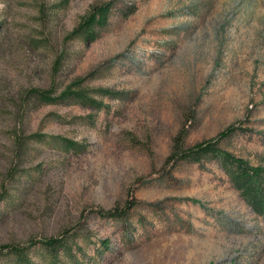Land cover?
<instances>
[{"label": "rangeland", "instance_id": "rangeland-1", "mask_svg": "<svg viewBox=\"0 0 264 264\" xmlns=\"http://www.w3.org/2000/svg\"><path fill=\"white\" fill-rule=\"evenodd\" d=\"M205 143L264 170V0H0V264H264Z\"/></svg>", "mask_w": 264, "mask_h": 264}, {"label": "trees", "instance_id": "trees-1", "mask_svg": "<svg viewBox=\"0 0 264 264\" xmlns=\"http://www.w3.org/2000/svg\"><path fill=\"white\" fill-rule=\"evenodd\" d=\"M105 10H97L95 13L90 16V20L96 18V14L103 15ZM31 95L39 101L43 103V101H51V98L43 91L34 90ZM57 101L65 102H77L78 104L84 106L96 105V103L86 95L80 92H69L61 96L57 99ZM233 132L232 130L229 132ZM228 134H222L220 136L221 140L228 137ZM40 139L43 140V136L41 135H33L32 139ZM70 144V143H69ZM182 160L188 162H194L201 164L204 161H216L229 177V180L233 184L234 188L241 191L245 200L255 208L257 213L264 214V170H254L250 169L246 166V163L236 160L231 157L229 154H226L218 147V144L215 145L212 143H205L197 148L183 153L181 156ZM133 207L130 205L123 211L115 210L111 212H105L102 210H98L95 213L103 219H111L117 221H123L124 217L128 215ZM109 242H103L104 245H107ZM45 247L51 254H55V252H59L62 250H67L66 238L60 239H52L44 242ZM5 250L9 251H17L20 252L21 249H17L12 246H2L0 247V255L4 253Z\"/></svg>", "mask_w": 264, "mask_h": 264}]
</instances>
